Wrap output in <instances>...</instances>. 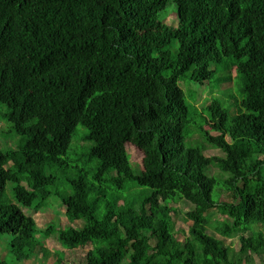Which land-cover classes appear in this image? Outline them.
I'll use <instances>...</instances> for the list:
<instances>
[{
  "label": "trees",
  "instance_id": "16d2710c",
  "mask_svg": "<svg viewBox=\"0 0 264 264\" xmlns=\"http://www.w3.org/2000/svg\"><path fill=\"white\" fill-rule=\"evenodd\" d=\"M172 3L176 26L161 18ZM233 69L242 98L230 108L215 96L187 102L181 82L221 89ZM0 104V132L21 136L15 148L0 142V235L12 236L19 262L51 253L52 235L70 250L90 243L83 264L264 258L255 228L264 224V0H0ZM78 125L95 166L79 168L72 193L60 194L55 172L71 167ZM197 134L203 141L187 144ZM127 143L143 151V167L134 169ZM58 194L69 221L84 225L38 227L34 214ZM179 201L192 205L183 241L174 229ZM216 210L225 218L213 224ZM210 226L238 236L239 250Z\"/></svg>",
  "mask_w": 264,
  "mask_h": 264
},
{
  "label": "rangeland",
  "instance_id": "374dc122",
  "mask_svg": "<svg viewBox=\"0 0 264 264\" xmlns=\"http://www.w3.org/2000/svg\"><path fill=\"white\" fill-rule=\"evenodd\" d=\"M161 18L168 24L171 25H178L179 18H178V12L177 7L175 4H168L165 8V12L163 15H161ZM178 41L174 39L172 41V44L170 45L169 49L171 51L172 57L177 53L178 48ZM212 67L214 65L212 64ZM220 73L213 78L215 81V84H217V80L219 77L225 75V70H223V66L221 65L219 67ZM233 80L231 82H225L223 83L219 88L214 89L211 86H205L201 87L198 84H192L189 81H183L181 82V85L185 89L188 98L187 102L190 103L191 101H194L195 97H198V106H201L202 103H204V100L211 97H218L222 100V103L224 107L230 108V104H233L236 102V98L239 99L242 98V79L237 78L236 79V70L233 69ZM236 79V81H235ZM235 81V83H234ZM6 106L3 104H0V120L2 117V111H6ZM191 114L193 116L194 112L191 111ZM198 118V117H197ZM200 120L198 119V124ZM9 124V123H8ZM196 123L194 124V127H196ZM1 129H4L7 124L4 121L0 122ZM205 128L209 129V127L205 126ZM87 129L83 125H78L75 136L73 139V149L70 151V159H71V167L68 169H64V171L59 170L56 171L55 174L57 176L56 179V185L53 188L54 190L58 191L60 194H70L72 193V187L70 183V179L76 178L79 173H83L80 171L79 168H86V170H90V167L95 166L94 162H88L86 161V156H84L83 147L86 146V141L82 140L81 138L86 133ZM216 133V132H215ZM19 140L21 142V136L16 134L15 132H0V142L2 144V147L4 149H11L15 148L17 144L19 145ZM202 142L203 138L200 134H197L194 136L193 140H187V144H192L193 142ZM91 144V143H90ZM75 148V149H74ZM127 149L131 155L132 165L135 170H137V167H143V158L144 153L143 151L138 148L133 143H127ZM208 155H219L223 156V152L220 149L217 148H209L205 151ZM84 159V160H83ZM89 175H91L92 171H87ZM208 173L210 175H217L219 174V171L215 167H211L208 169ZM226 176L228 174L226 173ZM214 197L216 200L219 199V195L217 192H215ZM220 199L222 200H232L231 195L227 190H221ZM51 201V202H50ZM49 201V204L45 206L43 209H41L39 212L34 214V217L37 221V225L41 229L47 228V225L49 223H55L58 227H68L70 225H74L76 227H81L84 225L83 220H77L73 223L69 221L65 214V207L61 203V199L59 194L53 196ZM105 202L101 204L96 209V215L99 218H102L105 214V208L103 207ZM173 206L177 207L178 212L174 213V229L176 232L177 237L180 241H183L185 236L188 234V230L191 224V221L186 218V212L192 208V205L187 202L179 201L176 203H173ZM26 213L30 214L32 212L31 209H25ZM214 216L212 218L213 224L217 222V220H222L225 218V216L221 215L217 210L214 211ZM256 230H261L264 232V224H259L256 227ZM208 231L212 234H214L216 237L224 240V242L228 245H231L235 250H239L241 246V242L238 236H234L232 238H227L218 233L214 227L210 226L208 228ZM250 234V232L248 233ZM11 235L9 234H3L0 235V258L6 260L7 262L11 264H53L56 262V260L59 261L60 258L64 259V264H83L85 262V255L87 251L91 248V244H87L84 247H79L77 249H67L64 248L61 243L59 242V239L56 235H52L49 238L44 240L45 245L50 249V252L48 255L44 256L40 251H35L33 256L29 260H25L23 262H19L15 256V254L11 251ZM57 261V262H58ZM255 262L256 264H264V258L260 257L258 255H255ZM126 263V261H124Z\"/></svg>",
  "mask_w": 264,
  "mask_h": 264
}]
</instances>
